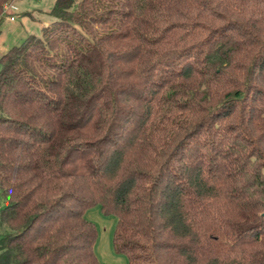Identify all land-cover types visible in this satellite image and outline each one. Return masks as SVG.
<instances>
[{
    "label": "trees",
    "instance_id": "obj_1",
    "mask_svg": "<svg viewBox=\"0 0 264 264\" xmlns=\"http://www.w3.org/2000/svg\"><path fill=\"white\" fill-rule=\"evenodd\" d=\"M0 0V13L2 3ZM0 54V264H264V0H53Z\"/></svg>",
    "mask_w": 264,
    "mask_h": 264
},
{
    "label": "rangeland",
    "instance_id": "obj_2",
    "mask_svg": "<svg viewBox=\"0 0 264 264\" xmlns=\"http://www.w3.org/2000/svg\"><path fill=\"white\" fill-rule=\"evenodd\" d=\"M52 2L53 0H5L0 13V54L12 44L18 43L26 33L38 34L41 26L53 18L49 12ZM9 3L15 6L14 10L7 8ZM10 14L12 19L9 18ZM2 203L0 193V205ZM83 216L95 227L92 250L97 260L102 264H126V254L115 251L112 245L116 216L103 213L98 204L86 207ZM3 231L4 226L0 225V235Z\"/></svg>",
    "mask_w": 264,
    "mask_h": 264
},
{
    "label": "built area",
    "instance_id": "obj_3",
    "mask_svg": "<svg viewBox=\"0 0 264 264\" xmlns=\"http://www.w3.org/2000/svg\"><path fill=\"white\" fill-rule=\"evenodd\" d=\"M8 7L11 8L10 10H14V9H15V6H14L13 4H10V3L7 5V8H8ZM9 18L12 19L13 16L10 14V15H9Z\"/></svg>",
    "mask_w": 264,
    "mask_h": 264
}]
</instances>
